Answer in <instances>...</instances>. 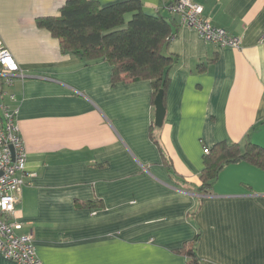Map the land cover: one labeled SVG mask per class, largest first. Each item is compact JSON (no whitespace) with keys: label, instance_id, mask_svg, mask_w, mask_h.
Returning <instances> with one entry per match:
<instances>
[{"label":"crops","instance_id":"crops-1","mask_svg":"<svg viewBox=\"0 0 264 264\" xmlns=\"http://www.w3.org/2000/svg\"><path fill=\"white\" fill-rule=\"evenodd\" d=\"M67 1L0 0V36L27 75L0 79V121L2 107L17 112L28 174L17 220L42 264H188L179 251L192 244L202 264H264V169L233 164L198 191L205 149L264 148V0H193L239 50L206 43L170 0H138L174 20L166 53L178 62L154 130L149 81L113 84L107 62L63 54L38 27Z\"/></svg>","mask_w":264,"mask_h":264},{"label":"trees","instance_id":"trees-1","mask_svg":"<svg viewBox=\"0 0 264 264\" xmlns=\"http://www.w3.org/2000/svg\"><path fill=\"white\" fill-rule=\"evenodd\" d=\"M177 2L170 0L167 9ZM173 23L171 17L145 14L143 4L138 0L107 7H102L96 0H68L59 17L37 19L38 27L46 29L59 41L63 54H72L86 62H107L112 68L113 84L149 81L154 104L163 91L164 106L170 72L178 62L175 56L166 53L174 36ZM155 142L158 145L157 139ZM243 162L264 169V148L251 141L244 145L217 144L205 158L199 193H209L226 167ZM168 165L172 168L171 163ZM83 206L94 207L92 204ZM179 252L187 257L188 264H202L194 244Z\"/></svg>","mask_w":264,"mask_h":264},{"label":"built area","instance_id":"built-area-1","mask_svg":"<svg viewBox=\"0 0 264 264\" xmlns=\"http://www.w3.org/2000/svg\"><path fill=\"white\" fill-rule=\"evenodd\" d=\"M172 14L181 17L183 24L195 31L206 43L219 48L239 50L240 37L230 35L225 29L216 27L204 15V7L193 0H178L169 8ZM0 78L9 86L13 77L25 78L9 49L0 36ZM3 120L0 121V254L17 264H42L38 258L33 234L23 235V224L17 220L19 193L27 184V151L16 125L17 112L2 107ZM206 155L210 154L205 149Z\"/></svg>","mask_w":264,"mask_h":264},{"label":"water","instance_id":"water-1","mask_svg":"<svg viewBox=\"0 0 264 264\" xmlns=\"http://www.w3.org/2000/svg\"><path fill=\"white\" fill-rule=\"evenodd\" d=\"M164 93L161 91L155 100V108H156V115H155V127L162 128L163 123L165 120L166 109L163 102Z\"/></svg>","mask_w":264,"mask_h":264}]
</instances>
